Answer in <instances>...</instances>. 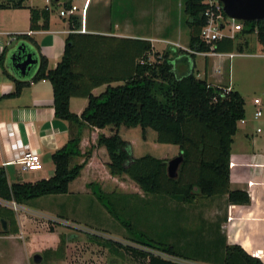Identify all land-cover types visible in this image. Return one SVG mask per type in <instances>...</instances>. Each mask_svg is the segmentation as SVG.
I'll return each instance as SVG.
<instances>
[{
    "label": "trees",
    "instance_id": "1",
    "mask_svg": "<svg viewBox=\"0 0 264 264\" xmlns=\"http://www.w3.org/2000/svg\"><path fill=\"white\" fill-rule=\"evenodd\" d=\"M7 7L29 8L32 30L48 27V7L27 6L25 0L0 1V8ZM205 9L206 4L202 0L183 1L188 50L183 59L178 60L175 52L153 51L150 42L143 39H130L134 42L131 45L134 53L130 65L127 61L126 66L119 67L123 62L116 64V60L106 55L95 56L96 48L104 47L99 43V38L103 36L76 32L82 25L78 14L68 16L72 31L66 35L63 54L52 68L40 54L32 36L27 33L15 34L14 37L37 47V51L30 50L37 58V65L34 72L28 73L27 79L10 67L9 71L5 65L8 51L5 46L0 52V67L13 81L14 89L0 98L18 96L30 81L48 79L52 86L54 116L67 122L69 137L51 153L54 171L48 177L35 181H9L4 167L0 165V199L23 203L43 195L72 193L69 191L70 183L81 174L95 147H103L108 156L105 165L109 174L127 176L144 195L139 198V192L105 191L98 182L86 184L109 214L133 235L129 236L131 244L127 245L108 239L109 247L116 251L127 250L142 264H185L165 258L156 251L183 260L195 258L192 255L198 256L197 252L187 253L183 243L177 245L172 242L168 228L166 231L152 228L157 222H150L149 219L158 213L154 209V200L158 197L189 203L199 196L210 198L226 195L230 204L249 202L246 190L230 188L229 184L231 144L238 121L245 118V102L237 89L213 84L206 76H197L189 66H177L175 61H184L188 57L192 59L196 52L211 49L216 52H228L235 48L242 51L247 40L236 42L235 38L251 33L255 34L257 43L264 50V18L238 20L242 28L234 37L223 36L212 43L202 40L200 32L206 23ZM39 19H42L40 24ZM21 43H25L29 49V44ZM109 64L118 67L112 68V73L101 72L110 70L104 67ZM100 86L103 88L94 93L93 89ZM71 97L87 99L79 114L70 108ZM136 127H139L142 140H147L148 132L153 130L155 142L173 145L177 155H182L175 177H169L166 168L173 153L162 156L149 152L133 155L130 140L123 138L120 130ZM85 128H99L103 132L97 135L94 144L82 151L80 143ZM126 196L133 197L131 204L122 203V198ZM0 216L8 224L7 230H2V233L18 232L11 208L0 203ZM141 220L147 222L144 230L137 229ZM212 253L209 252L206 259H211ZM222 253L220 257H212L214 262L264 264L259 257L245 251L237 243H224Z\"/></svg>",
    "mask_w": 264,
    "mask_h": 264
},
{
    "label": "crops",
    "instance_id": "2",
    "mask_svg": "<svg viewBox=\"0 0 264 264\" xmlns=\"http://www.w3.org/2000/svg\"><path fill=\"white\" fill-rule=\"evenodd\" d=\"M49 2L51 3L50 5ZM83 2L84 0H47L44 5H38L35 4L33 0H25L27 6L30 5L38 8L48 7L50 9L48 27L46 29L37 30H32L30 28L29 8H0V52L5 46L8 48L5 59L7 69L10 71L8 56L11 50L22 41L29 44L26 40L14 37L15 34L19 33H27L32 36L38 45L40 54L47 59L48 66L50 68L54 67L63 54L65 37L72 31L69 29L68 17L60 15L59 10L66 8V4L68 7L72 3L81 7ZM140 2L142 5H139ZM150 3L151 0H90L85 14V21L83 22V27L85 29L83 31L77 29L76 32L102 35L103 37L99 38V43L103 44L104 47H97L94 52L95 56L101 57L106 55L110 59L116 60V64L123 62V64L120 63L119 67H122V65L126 66L127 61H129L130 65L132 61L134 51H131V45L134 42L130 39L148 40L153 51H161L163 49L170 50L172 54L173 52L177 54V60L183 59L188 48L185 47V52L183 51V53L177 50L176 46L172 44L176 42L180 45V39L176 36L179 28L176 27L175 23L169 24L162 29L155 30L152 24L146 20L148 19L146 16L142 18H133V14H129L131 9L142 11L144 7L149 6ZM114 4L118 5L117 9L126 7L125 14L127 15L122 16L123 18L118 17V15L114 17ZM38 23H42V19H39ZM28 47L29 50L37 51V47L34 45L29 44ZM230 52H234V50L220 53H223L221 56H228L227 53ZM198 55L202 54L196 53L194 58L191 59V67L188 54L187 57L189 59L185 58L184 61H175V64L183 68L189 66L197 76H206L209 82L212 78L218 80L211 81L213 84L228 85V87L234 88L233 85L224 84L219 81L222 79V76L218 75L222 60L220 58H210L219 55H202L204 59L200 64L197 59ZM114 65L110 66L109 64L108 66H104L108 67L110 70H102L101 72H114L111 71V69L113 68L114 70L116 66L118 67V65ZM34 71L35 67L30 73ZM27 78L28 76L24 77V79ZM102 88L103 86L94 88L93 92L97 93ZM13 89V81L2 72L0 67V97L3 94L13 91ZM52 103V86L48 79L30 81L28 85L22 88L18 96L0 98V165L4 167L9 181H35L53 174L54 165L51 161V153L67 141L69 137V126L66 121L54 116ZM86 103V97L70 98V108L78 114ZM256 128L255 132L252 131V133L245 131L246 140L251 143V146L245 154L240 155H244L242 161L254 160L253 162L257 164L254 168L253 181L250 182L244 179L234 182L232 174L230 173L229 175L230 188H241L246 190L249 202L244 204H227V241H229L230 244L237 243L241 245L245 251L264 261V176H259V168L264 167V138L258 135L261 133L256 132ZM100 132H103V130L99 128H85L80 143L81 150L84 151L91 143L94 144ZM28 150L38 153L41 163L40 168L33 170H23L21 168L19 162L20 157ZM107 161L108 156L105 149L103 147H95L87 164L82 169L81 174L75 179L77 180L82 177V180H84L83 182L77 180L81 182L80 185L78 184L81 189L78 187V189L72 192L75 195L86 192L89 196L88 201H90L91 198L94 200H91L89 203L90 205L83 202L85 205L83 209L88 211V213L84 211V214H76L73 212L74 206H77L76 208L78 209V206L82 205L78 203L79 201H77V198L74 201L60 203L61 208H67L66 206H68V209H66V211L64 210L65 214H67L65 216H71L75 220L89 221L91 224L99 223L97 215L103 208L96 204L97 199L90 192L89 188H87L86 184L88 182H98L100 184L106 181L123 182L124 177L128 179L125 182H132V180L125 175L120 177L110 175L105 165ZM260 164H262V166H260ZM46 165L47 168L44 169ZM237 172L240 177L242 176V179L243 172L245 171L242 167H238ZM25 174L26 177H24ZM223 197L227 196L223 195ZM132 199L133 197H130V200ZM92 205L96 208L90 209L89 206L92 207ZM60 212L63 211L61 210ZM96 212H98V214H96ZM14 214L18 232L6 234L1 232L0 235L3 234L6 236L15 234L17 237L20 234L21 237H19L23 240L25 248L30 249V256L35 250H38V244H44L45 239L47 240V237H50V241L53 242V245L51 244L49 247L56 250V255L60 252L69 255L71 251L70 246L75 242V240H71L72 238H68L71 237L70 234L67 237L65 234L66 232L57 230L52 232H40V229L45 228V220L36 223V226H34V222L37 221V219H32V217L27 216L25 213L18 215L14 212ZM59 214L60 213L57 211L55 216H58L56 218H63V216ZM45 215L52 216L53 214ZM0 218L2 217L0 216ZM2 230L1 228V231ZM58 233L61 238L55 241L53 237ZM56 243L60 244L56 245ZM55 245L58 248L56 247L55 249ZM31 250L34 251L31 253ZM56 255L53 264H67L66 259H61ZM43 258L44 255H42V261L39 264L43 262Z\"/></svg>",
    "mask_w": 264,
    "mask_h": 264
},
{
    "label": "rangeland",
    "instance_id": "3",
    "mask_svg": "<svg viewBox=\"0 0 264 264\" xmlns=\"http://www.w3.org/2000/svg\"><path fill=\"white\" fill-rule=\"evenodd\" d=\"M46 1L47 0H33V2L38 5H44ZM183 1L184 0H151L150 5L144 7L142 11L131 9L129 14L132 13L133 18H142L143 16H146V18H148L146 20L152 24L155 30L162 29L169 24L175 23L176 27L179 28V30L177 29L178 34L176 36L180 39V42L178 41L180 45L176 42H173L172 44L176 46L177 50L183 52L184 48L188 47V28L185 23L186 17L183 12ZM50 4L51 3L49 2V5ZM139 5H142L141 2ZM117 7L118 5L114 4V17L117 15L118 17L127 15L125 14L126 7L119 9H117ZM245 39L248 42L247 45H243L242 51L235 48V54L232 57H210L216 59L220 58L222 60L218 73L219 76H222V79L219 81L224 84L233 85V87L240 92L245 102V121H238L237 131L233 136V143L231 144L230 173L233 176L232 178L234 182L242 181L244 179L252 182L254 178V168L257 165L253 162V158V161H242L244 155L240 156L241 154H245L251 146V143L246 140L245 131L251 133L252 131L255 132L257 126H260L264 131V55H262L264 54V50L262 46L257 43L254 33L242 37L237 35L235 41L243 42ZM164 50L165 49L159 52ZM197 59L200 64L204 57L198 55ZM189 64L191 67V58L189 59ZM210 80L218 81L214 80V78ZM254 98H259L261 101L262 114L258 118H254L253 116L255 107L253 105ZM120 134L123 138L130 140L134 156H139L146 152L152 153L156 156L173 153V155L169 157V159H171L177 155L174 151L173 145H164L155 142V132L153 130L148 132L147 140L141 139L139 127L128 130L121 129ZM258 135L263 136L264 138V134L261 133ZM166 146H169V148ZM170 148L172 150H169ZM260 166H262V164H260ZM238 167H242L245 171L243 172L242 179V176L240 177L237 172ZM46 168L47 165L44 169ZM263 172L264 167L259 168V176H264ZM24 177H26V174ZM77 180L81 182L84 181L82 180V177ZM77 180L74 181L75 183L73 182L69 185V191L78 189V184L80 185L81 182ZM126 180L128 179L124 177L123 182H101L100 186L105 191L141 192L133 181L125 182ZM79 189H81V187H79ZM83 194H48L28 200L27 202L16 203V205H14L12 201L9 203L4 201L3 203H8L7 206H9L13 212H16V214L20 215L25 213L27 216L32 217V219H37V221L34 222V226H36V223L45 220V228L40 229V232H52L54 230L66 232L65 234L67 237L70 234L72 237L68 238H72L71 240H75V242L70 246L71 251L69 252V255H66L63 252L56 255V250L49 247V245H53V242L50 241V237H47L48 239H45L44 244H38V250H31V253L32 251L34 252L30 256V249L25 248L23 240L20 239V234L17 237L15 234L6 236L1 234L0 264H34L32 262V255L37 252L44 255L41 264H53L55 255L61 259H66L67 264H142L127 250L120 249L116 251L109 247L107 243L108 239L127 245L131 244L129 236L133 235L127 230V228H124L118 220L109 215V212L98 200L96 201V204L103 208V210L101 209L99 214L96 212L99 220V223L97 224H91L89 221L75 220L71 216H65L67 214H65L64 210L66 211L68 206H66L67 208H61L60 203L74 201L76 198L77 201H79L78 203L82 205L78 206L79 210L76 208L77 206H74L73 212L76 214H84L83 212L85 210L83 207L85 205L83 202L90 205L89 203L94 199L91 198V200L88 201V194L86 192ZM139 194H142V192ZM138 196L139 198H143L144 195ZM147 197L149 196H145V198ZM132 200H130V196H126L122 198V203L124 204L125 202L128 205V202L131 204ZM140 203L142 204L141 201ZM227 204L228 200L223 196H214L210 198L199 196L197 199L189 203H179L169 198L164 199L157 197L154 200V209L158 213L151 216L149 220L150 222H157V224L152 226L154 229L166 231V228H168L171 230L169 239L177 245L183 243L187 253H199L198 256L192 255L195 258L187 259L188 263L219 264L218 262H214L212 257H220L221 254H223L224 243L230 244V242L227 241ZM89 208L96 207L92 205V207L89 206ZM61 210L63 212H60ZM57 211L60 213L59 215L63 216V218L56 219L58 216H55ZM85 212L88 213L87 210ZM44 213L53 215L46 216ZM66 222H70V225H66ZM71 222L75 227H72ZM146 225L147 222L145 223L144 220H141V223H138L137 225V229L144 230ZM81 226L96 230L98 234L88 233V230L82 229ZM149 227H151V224ZM1 228L0 225V233ZM59 235L60 234L58 233L53 239L55 241L59 240L61 238ZM177 240H180V242ZM57 244L59 245L60 243H56V245ZM56 245L55 249L57 247ZM209 252H213L211 259L209 257L206 259Z\"/></svg>",
    "mask_w": 264,
    "mask_h": 264
},
{
    "label": "built area",
    "instance_id": "4",
    "mask_svg": "<svg viewBox=\"0 0 264 264\" xmlns=\"http://www.w3.org/2000/svg\"><path fill=\"white\" fill-rule=\"evenodd\" d=\"M90 0H84L83 4L81 7H79L77 4L72 3L70 6L66 8H62L59 10V14L62 16H70L72 14H78L81 17V22H82V27H80V31H83L85 28L83 27V22L85 21V14L87 7L89 5ZM203 3L206 4V9L204 11V15L206 16V23L205 25L201 28L200 32V37L202 40H204L207 43H212L215 40L223 37V36H229V37H234L236 32H238L242 26L241 23L238 20L229 18L223 10V4L220 0H202ZM202 55H223V53L213 51L212 49L206 52H196ZM235 54V52H230L227 53L229 57H232ZM264 55V54H262ZM230 87H228L229 89ZM253 105L254 111H253V116L254 118H258L262 114V109H261V101L259 98H254L253 99ZM245 118L241 119V122H244ZM256 132H260L264 134V131L260 126L256 128ZM21 164V168L23 170H33V169H38L41 167L40 163V158L37 152H33L31 150L25 151L22 156L20 157L19 160ZM4 200L0 199V203L3 205H8L10 201H6L8 203H3ZM14 205L16 203L12 201ZM16 208V207H15ZM57 219V218H56ZM56 221V220H55ZM72 227L73 223L71 222ZM66 225H70V222H66ZM75 225V224H74ZM79 227V226H77ZM82 229L88 230V233L91 234H98L96 230L86 228L84 226H81ZM160 255H162L165 258L172 259L174 261H179L183 262L185 264H190L187 262V260H183L182 258L163 254L162 252H157ZM183 260V261H181Z\"/></svg>",
    "mask_w": 264,
    "mask_h": 264
},
{
    "label": "water",
    "instance_id": "5",
    "mask_svg": "<svg viewBox=\"0 0 264 264\" xmlns=\"http://www.w3.org/2000/svg\"><path fill=\"white\" fill-rule=\"evenodd\" d=\"M223 4L224 13L232 19L239 21H250L264 18V0H220ZM9 67L21 76H27L30 69L37 65V58L30 51L25 43L17 44L9 53ZM182 155L178 154L167 161V173L169 177H175ZM1 227L7 230V221L0 218ZM42 261V254L37 252L32 255V262L39 264Z\"/></svg>",
    "mask_w": 264,
    "mask_h": 264
},
{
    "label": "flooded vegetation",
    "instance_id": "6",
    "mask_svg": "<svg viewBox=\"0 0 264 264\" xmlns=\"http://www.w3.org/2000/svg\"><path fill=\"white\" fill-rule=\"evenodd\" d=\"M32 69H30V71H31Z\"/></svg>",
    "mask_w": 264,
    "mask_h": 264
}]
</instances>
